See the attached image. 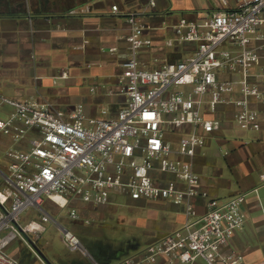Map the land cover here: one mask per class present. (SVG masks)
I'll return each instance as SVG.
<instances>
[{"label":"built area","instance_id":"built-area-1","mask_svg":"<svg viewBox=\"0 0 264 264\" xmlns=\"http://www.w3.org/2000/svg\"><path fill=\"white\" fill-rule=\"evenodd\" d=\"M217 1L221 7L214 16L201 22L182 18L172 26L175 37L166 44L194 42V53L154 69L139 61L143 48L153 42L145 35L143 14L127 13L131 31L116 92L125 102L114 116L109 108L89 117L83 104L62 111L33 100L0 97L1 105L11 108L0 114V134L12 138L8 147L0 148L5 165L0 179L13 187L7 194L9 205L0 200V264H20L6 250L14 239L27 243L42 264H50L26 238L40 237L52 221L44 199L79 219L76 203L106 205L117 193L185 205L187 215L180 228L122 264L154 263L161 257L168 264L242 262L243 255L227 247L245 226L246 194L224 201L212 198L207 211L198 213L192 202L200 192L193 160L215 128L206 113L220 105H234L238 123L260 129V110L252 101L264 104V0ZM157 2L148 0V7ZM112 10L120 9L115 4ZM88 11L74 8L69 13ZM68 76L66 71L60 75ZM176 132L181 133L178 149L167 137ZM176 153L185 159H177ZM29 207L40 211V219L24 225L21 215ZM62 237L71 251L84 250L69 229L62 230Z\"/></svg>","mask_w":264,"mask_h":264},{"label":"crops","instance_id":"crops-1","mask_svg":"<svg viewBox=\"0 0 264 264\" xmlns=\"http://www.w3.org/2000/svg\"><path fill=\"white\" fill-rule=\"evenodd\" d=\"M29 1L31 8L24 9L16 2L9 5L8 0H0V97L33 100L62 111L83 104L89 117L101 116L103 108H109V115L114 116L125 102L116 92L131 31L129 11L143 14L145 35L153 42L143 48L139 61L142 67L154 69L166 61L187 58L197 48L194 42L166 44L167 39L175 37L174 24L182 18L204 21L221 7L217 0H158L155 8L148 7V0H72L68 7L57 6L59 0ZM115 4L120 9L117 13L112 10ZM84 7L89 11L69 13ZM112 47L117 51L112 52ZM261 62L264 64V58ZM63 71L69 74L67 78L60 77ZM252 105L260 110L258 130L238 123L232 104L207 112L215 128L193 160L200 192L192 202L198 213L207 211L212 198L224 201L246 194L245 226L227 247L243 255L240 264H264V104L252 101ZM10 111L0 103V114ZM167 137L178 149L181 133H168ZM11 143L10 136L0 134L1 149ZM175 157L185 159L178 153ZM0 168H5L1 161ZM2 183L0 179V187ZM45 200L42 206L61 238L63 229L76 232L88 253L72 251L76 254L57 256L54 263L47 260L50 264H122L127 257L180 228L187 218L185 205L169 200H134L117 193L106 205L76 203L79 219H72L66 209L70 229L56 216L57 207H44ZM141 264L168 263L161 257L157 262ZM196 264L206 263L199 260Z\"/></svg>","mask_w":264,"mask_h":264},{"label":"rangeland","instance_id":"rangeland-1","mask_svg":"<svg viewBox=\"0 0 264 264\" xmlns=\"http://www.w3.org/2000/svg\"><path fill=\"white\" fill-rule=\"evenodd\" d=\"M15 2L18 4L17 6L18 8L20 7H24V9L31 8L30 5L31 2L29 0H8L9 5L10 3L14 4ZM71 3L72 0H59L58 2H56L57 6L60 5L64 7H68ZM1 9L7 10V8L4 6H1ZM223 47H227V46H223ZM1 185L2 187H0V200L6 205H9L10 200L7 194L13 189V187H10L8 185L6 186L4 185V183H2ZM44 207H48L50 210H52L51 207H57L59 209L58 212H56V216L58 217V219H60L63 222V225L67 226V228L72 229L71 226L72 224L68 221L69 219L67 216L68 214L66 209L59 207V205H57L50 199L45 200ZM39 215H40V211L38 209L34 207H29L22 213L21 222L25 225L30 220L33 219L37 220ZM46 225H47V230L42 235H40V237H38L35 234L26 235V238L28 239V241H30L32 246H34L36 250L46 260L52 263L55 262L57 256L67 257L70 255H74L75 252H72L61 238L59 229L58 227H56L55 223L51 221ZM109 230L110 229L107 227V231ZM77 235L79 236V234ZM42 245H44V247H42ZM6 250L9 254H13L18 259H20L21 264H30V263L41 264V261L36 258L31 248L23 240L14 239L13 241L10 242ZM79 252L80 255L86 253L85 249L79 250ZM87 254L88 253H86L85 255L88 256Z\"/></svg>","mask_w":264,"mask_h":264}]
</instances>
